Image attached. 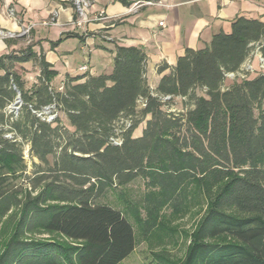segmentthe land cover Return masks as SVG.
Here are the masks:
<instances>
[{
  "label": "trees",
  "instance_id": "1",
  "mask_svg": "<svg viewBox=\"0 0 264 264\" xmlns=\"http://www.w3.org/2000/svg\"><path fill=\"white\" fill-rule=\"evenodd\" d=\"M33 47L0 56V264H121L134 227L98 199L139 177L158 189L157 209L180 210L191 185L209 199L183 264H264V70L227 76L257 48L264 58V21L236 17L162 63L155 88L138 47L117 46L111 73L67 76L62 90ZM29 62L40 71L27 87ZM175 99L189 107L174 111Z\"/></svg>",
  "mask_w": 264,
  "mask_h": 264
},
{
  "label": "crops",
  "instance_id": "2",
  "mask_svg": "<svg viewBox=\"0 0 264 264\" xmlns=\"http://www.w3.org/2000/svg\"><path fill=\"white\" fill-rule=\"evenodd\" d=\"M138 1L144 0H93L90 22L78 27L68 0H0V56L34 45V51H43L58 71L53 85L62 90L67 76L111 73L116 47L135 46L147 54V78L155 88L162 63L173 66L187 48L209 45L216 33L231 30L236 17L264 21V0H165L164 6L146 5L129 12ZM100 11L108 18L96 20ZM52 17L55 24H42ZM83 65L86 71L80 69ZM35 69L37 76L40 70Z\"/></svg>",
  "mask_w": 264,
  "mask_h": 264
},
{
  "label": "rangeland",
  "instance_id": "3",
  "mask_svg": "<svg viewBox=\"0 0 264 264\" xmlns=\"http://www.w3.org/2000/svg\"><path fill=\"white\" fill-rule=\"evenodd\" d=\"M5 35L6 37L14 36L13 34ZM251 58L253 60L254 56L251 55ZM253 64L259 67L258 59ZM25 65L27 71L23 74L29 87L36 80L37 70L31 62ZM198 92L200 93V90ZM170 107L178 111L189 105L186 107L180 99H175ZM59 116L65 119L63 113L59 112ZM145 123L146 120L134 131L133 136L142 134ZM25 157L31 170L32 161L37 159L31 158L26 151ZM158 194V189L148 187L145 180L139 177L124 186L108 189L98 199L99 203L109 204L121 210L134 227L135 249L121 264H183L193 233L208 209L209 199L203 194H198L191 185L186 203L180 210H175L168 205L157 209ZM32 237L38 240H56L75 244L59 234H37Z\"/></svg>",
  "mask_w": 264,
  "mask_h": 264
},
{
  "label": "built area",
  "instance_id": "4",
  "mask_svg": "<svg viewBox=\"0 0 264 264\" xmlns=\"http://www.w3.org/2000/svg\"><path fill=\"white\" fill-rule=\"evenodd\" d=\"M72 3L74 9H75V14L76 17L74 19V23L76 26L78 27H83L86 24H88L90 22V10L93 6V0H68ZM165 0H144V1H138L136 3H134L133 5H131L129 7V12H136L138 11L141 7L143 6H164ZM108 18L105 14V11H100L98 13V15H96L95 19L96 20H103ZM56 20L52 17L49 19H46L42 22L43 25H49V24H55ZM160 26H165L164 22H160L159 23ZM33 28V25L30 26L29 28L24 29L23 34L28 33L31 29ZM254 57L258 59L259 61V67L260 69L264 70V58L261 56V54L259 53V49L257 48L255 50L254 53ZM82 71H86L88 69L87 65H83L80 68ZM256 67L253 64V61L251 59H249V61H247V63L244 64V66L242 67L241 71L237 72V73H229L227 76L230 79H234L236 77H245L247 73H253L255 71ZM14 107H18V106H14ZM45 116L44 118H46L48 121H51L54 119L55 117V113L53 112V109L51 107H47L45 109ZM115 143H119L118 140H115Z\"/></svg>",
  "mask_w": 264,
  "mask_h": 264
},
{
  "label": "water",
  "instance_id": "5",
  "mask_svg": "<svg viewBox=\"0 0 264 264\" xmlns=\"http://www.w3.org/2000/svg\"><path fill=\"white\" fill-rule=\"evenodd\" d=\"M19 102V101H18Z\"/></svg>",
  "mask_w": 264,
  "mask_h": 264
}]
</instances>
